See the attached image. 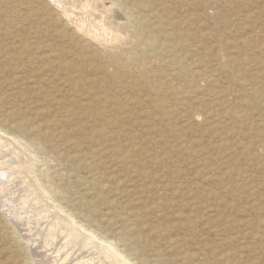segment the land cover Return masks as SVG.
I'll use <instances>...</instances> for the list:
<instances>
[{"label":"rangeland","instance_id":"1","mask_svg":"<svg viewBox=\"0 0 264 264\" xmlns=\"http://www.w3.org/2000/svg\"><path fill=\"white\" fill-rule=\"evenodd\" d=\"M145 1L154 8L140 26L147 40L122 54L92 41L89 68L64 80L22 53L64 45L68 13L51 0H0V128L10 132L0 136L36 158L29 177L41 180L50 213L75 218L129 264H264V0ZM95 4L115 25L139 10ZM113 56L120 61L105 62ZM9 189L0 192V264L98 262L87 248L54 262L59 245L39 242L47 217Z\"/></svg>","mask_w":264,"mask_h":264},{"label":"bare ground","instance_id":"2","mask_svg":"<svg viewBox=\"0 0 264 264\" xmlns=\"http://www.w3.org/2000/svg\"><path fill=\"white\" fill-rule=\"evenodd\" d=\"M75 1H73V0L72 1H70V0H51V4L53 3L54 5H57V7L61 8L63 11H66L68 13V16L66 19L59 17V18H62L61 22H63V25H62V27H60V30L58 32L60 34H62L61 36H64L63 41H65V42L64 43L62 42V44H64V45H60V44H59L60 46H54L53 45L52 47H49L47 49L44 45H38L34 48L32 46L28 45L29 50L28 51L25 50L22 53V54H24V53H29V51H32V52H30V54H28L29 57H31L30 55H33L35 60L43 61L44 63H46L47 69H50L48 71H52L53 73H55L58 77H60L59 79L72 80L73 76H75V74H77L79 71H82L84 73L86 71V69L89 68L88 66L92 62V60H89L90 59L89 54H87V52H85V50L88 47L92 48V46H93L92 41H96V42L104 44V50H103L104 54H106L107 52L112 51L114 49L117 51L116 54H122L124 46H129L130 49H132L136 45H139L142 41H145V40H147V38H149V35H145L141 31V27H140L141 23L143 22L142 19L144 17H146V15H147L146 13L147 12L149 13L152 9L154 10V8H152L151 5H149V3H147V1H145V0H113L115 2V4H117V5H122V3L131 4V5H135L139 9L138 15L135 17V19H132V21L130 23L124 24V25H122V24L115 25L114 22H108V23L102 22L103 19H105L104 15H102L100 12H97L95 3L97 1H105V0H80L82 2V4L84 5V9L80 10V11L77 10V6H74ZM45 9H46V6L42 7V10L45 11ZM29 13H31V12H29ZM147 29L148 28H146V30ZM146 36H147V38H146ZM155 37H157V36H155ZM155 37L150 38V40L155 41ZM26 43H28V42H26ZM75 46L80 48L81 51L80 50L78 51L75 48ZM152 55H154V54H152ZM130 58H131V56H130ZM120 59L121 58H119V57L113 56L110 58L109 57L105 58V62L106 63H113V62L120 61ZM137 59H139V58H137ZM81 61H82V63H81ZM154 62H155V60H154ZM185 64H186V62H185ZM80 66H81V68H80ZM108 67H109V65H108ZM85 77H87V76L82 75L81 79L84 80V79H86ZM89 80L90 79H88V81ZM183 82H184V80H183ZM89 83L91 84L92 80H90L88 82V86L85 87L86 92L91 91V88L89 87ZM73 84L74 85H72V88L76 89V91H80V87H81L80 84L79 83H73ZM43 87H44V85H43ZM82 89L83 88H81V91H82ZM130 90H132V89H130ZM140 91H142V90H140ZM86 92H84V93H86ZM169 92H170V90H169ZM60 103H61V106H59V107H62V109L74 108L71 104L64 103V101H60ZM79 108H80V106H79ZM93 115H91V116H93ZM55 122L56 121H54V123ZM19 127H21V125H19ZM0 130L5 132V134L10 135V132L5 130V128L4 129L0 128ZM14 139H15V137H14ZM4 141H5V139L2 138V136H0V192L1 191H7L5 194H8L10 191L9 187L18 186L19 194H17L13 198L15 201L18 202L17 205L20 204L22 206H25L26 208L29 207L32 210L36 211V213L38 211L40 216L47 217V219H48L47 225L42 230L39 231V235H40V239H41V241L39 240V242L42 243L43 244L42 246H44L48 251H49V249H48L49 247H54V246L56 247V245L57 246L59 245L58 251L61 253H60V256L54 260V262L57 261L59 263V261H61V259L68 260L69 256L73 255V252L80 251L81 253H84L83 252L84 249L87 248V249H90V251L93 250V251H95L94 253L99 254L98 262H96L94 264H129L127 262V259L124 256H122L120 254V252L115 247L111 246L110 243L108 245L98 244L96 242V239L94 236H91L90 234H87L86 232H84V231L76 228L75 226H73V222L75 220L74 217H73L74 219L72 221H70L68 219H63V218H60L59 216H56L55 213H50L49 209L46 208V205L43 204V200H42L43 195L41 196L39 194L42 197L41 198V197H38L39 196L38 194H36L35 189L37 186L35 187V184L37 185V184L41 183V180L38 183L39 179L37 180V179H32L29 177L30 174H34L33 173L34 172L33 166H34V162H35L34 160L36 158L33 157L32 155H30L29 153L27 154V151L25 152L24 150L21 151V149L15 148V150H18V152H17L14 149L8 148V146H10L9 143L6 142L7 140L5 142ZM19 144L21 145L22 143H19ZM27 145H29V144H27ZM24 146H22V149L25 148ZM27 148H28V146H27ZM23 151H24L23 154L25 155V158H24L25 160L23 159L22 154L20 153ZM100 152H102V151H100ZM33 153H31V154H33ZM27 181L30 184H26ZM38 186L41 187V185H38ZM10 193H13V192L10 191ZM35 195H37V196H35ZM3 196H4V194H3ZM48 205H50V203ZM54 208L60 209L59 206H54ZM69 219H71V218H69ZM39 226L41 227V225H39ZM59 233L60 234L62 233L63 236H61L62 238H60V240L55 243L54 239L59 237ZM88 233H90V231ZM19 235H20V233H19ZM62 240H63V242H61ZM51 249H54V248H51ZM101 249L102 250L103 249L108 250L107 253H104L106 255L105 257H102ZM92 254H93V252L91 253V255ZM74 256H75V254H74ZM104 258H106V259L104 260ZM94 259H95V257L92 256L85 263L83 262L82 264H92V260H94ZM43 261H44V259H43ZM79 263H80V261L76 264H79Z\"/></svg>","mask_w":264,"mask_h":264}]
</instances>
